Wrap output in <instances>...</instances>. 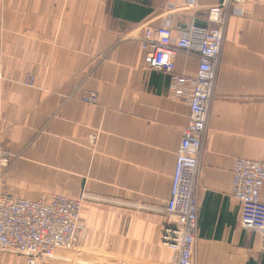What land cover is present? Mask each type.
<instances>
[{"label":"crops","instance_id":"1","mask_svg":"<svg viewBox=\"0 0 264 264\" xmlns=\"http://www.w3.org/2000/svg\"><path fill=\"white\" fill-rule=\"evenodd\" d=\"M219 2L0 0V148L9 155L0 191L30 201L84 197L80 244L91 263L94 253L174 259L162 244L163 209L189 108L172 96L168 75L143 67L139 38L145 26L169 27L173 37L190 23L210 28L207 7ZM197 64L179 53L174 74L192 78ZM87 92L96 104L80 100ZM236 158L264 163V0H250L224 27L195 188L194 264H264L260 235L240 225L231 196ZM0 264L13 263L0 255Z\"/></svg>","mask_w":264,"mask_h":264},{"label":"built area","instance_id":"2","mask_svg":"<svg viewBox=\"0 0 264 264\" xmlns=\"http://www.w3.org/2000/svg\"><path fill=\"white\" fill-rule=\"evenodd\" d=\"M249 2L220 0L207 7V21L212 24L210 28L190 23L177 37H173L172 29L166 26H142L143 34L139 41L144 52L143 67L168 75L172 96L185 99L189 108V121L182 130L175 155L170 196L163 209L170 224L163 232L162 244L174 251L175 256L170 263L156 264H194L198 212L195 188L224 27L229 16H243ZM179 53L198 57L194 77L174 74ZM3 79L0 65V92ZM24 84L32 85L31 76H26ZM80 100L96 104L98 96L95 92H87ZM90 141L95 143L96 137L91 136ZM8 162L9 155L0 148V166L6 167ZM263 185V162L234 159L231 196L240 205L239 223L244 229L254 230L260 235L264 250V202L260 199ZM83 200L84 197L70 199L50 194L30 201L0 191V253L8 255V258L17 256L22 264H140L119 259L111 253H94L97 263L89 261L91 252L80 244L84 231L81 220Z\"/></svg>","mask_w":264,"mask_h":264},{"label":"rangeland","instance_id":"3","mask_svg":"<svg viewBox=\"0 0 264 264\" xmlns=\"http://www.w3.org/2000/svg\"><path fill=\"white\" fill-rule=\"evenodd\" d=\"M0 255L2 256V257H4L5 259H6V261H9V262H11V263H13V264H22L21 263V260H20V258H18L17 256H9V257H11V258H8V257H6V256H8V255H4L3 253H0ZM91 262V261H90ZM98 264V263H97Z\"/></svg>","mask_w":264,"mask_h":264}]
</instances>
